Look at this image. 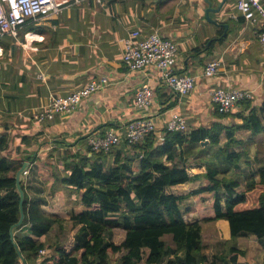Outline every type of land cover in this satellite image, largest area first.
<instances>
[{
    "label": "crops",
    "instance_id": "0c3cea01",
    "mask_svg": "<svg viewBox=\"0 0 264 264\" xmlns=\"http://www.w3.org/2000/svg\"><path fill=\"white\" fill-rule=\"evenodd\" d=\"M111 1H114L113 8L109 6ZM111 1L86 3L101 5L102 10L107 11L98 13L96 18L85 17L83 12L77 15L79 11L76 10L83 4L67 8L57 16L30 19L17 37L10 34L0 37V135L8 136V147L0 151V157L29 162L25 184L32 190L31 194L40 197L43 211L62 218L63 221L54 226L59 230H66L71 222L68 219L86 209L81 193L72 190L60 178L68 173L66 162L69 161H63L64 156H92L89 137L103 135L111 128L123 131L129 121L143 115L155 120L157 130L153 134L162 142L166 121L174 112L183 114L190 128H210L214 122L242 124L243 119L236 115L241 112V102L228 115L219 117L211 99V92L217 87L252 90L251 102L255 108L264 102V47L258 38L259 31L264 32V19L259 17L254 23L246 21L237 10V0L225 3L228 13L223 20L229 25L227 38L217 41L211 51L200 55L193 54L192 49L207 42L204 33L216 38L224 28L206 19V0ZM221 1L215 0L216 5ZM126 5L128 8L123 14L115 12ZM116 16L118 18L113 19ZM213 18L220 19L219 15ZM198 28L203 31L202 39L193 35ZM134 29L143 33L158 31L178 42L179 71L196 77L195 88L188 96L175 94L156 66L142 71H131L125 66L120 39ZM210 60L220 62L219 68L213 77H206L203 70ZM102 77L108 79L107 83L85 98L72 113L58 115L44 123L34 119L33 113L51 95H66ZM145 81L154 89V101L149 108L139 110L135 106V93ZM235 136L244 141L236 150H246V159L256 167L261 166L264 163V132L252 136L249 130L242 129ZM222 141H226L225 135ZM216 149L207 148L202 155L191 158L188 173H205V162ZM29 155L32 161L27 159ZM44 167L55 171L53 179L51 175L46 178L39 175V169L42 172ZM33 177L40 191L33 187ZM203 185H206L205 179L168 187L166 191L186 195ZM183 208L188 222L200 221L210 259L221 253L231 231L227 219H206L215 216L214 195L209 192L190 195ZM241 237H247L252 244L244 245L239 241ZM252 237V234L239 235L238 247L244 254L239 256L238 264H263L264 238L262 241L256 238L257 244H253ZM165 238L172 239L169 235ZM44 250L45 254L35 264H48L45 260L50 253ZM148 253L149 249L145 248L143 259L137 264H148ZM122 254H110V264L120 262ZM160 264L167 262L164 259Z\"/></svg>",
    "mask_w": 264,
    "mask_h": 264
},
{
    "label": "trees",
    "instance_id": "16d2710c",
    "mask_svg": "<svg viewBox=\"0 0 264 264\" xmlns=\"http://www.w3.org/2000/svg\"><path fill=\"white\" fill-rule=\"evenodd\" d=\"M113 3H109L111 8ZM223 31L209 46L206 42L193 48V54L211 51L217 41L227 38V34L219 38ZM240 105L241 112L236 115L243 122L239 125L214 122L210 128H190L187 133L166 131L162 142L151 133L141 143L128 145L124 141L119 144L121 149L115 150L118 145L109 153L64 156L63 161H69L68 173L60 179L81 193L86 206L70 217L74 234L67 245L47 241L55 224L63 220L43 211L40 197L31 194L24 179L25 218L11 236L10 229L21 215L16 173L24 160L0 157V264H35L42 249L49 250L48 264H110V254L116 253H123L116 264H137L145 248L149 249L148 264H160L164 259L167 264H238L244 254L238 247L239 235L264 238V163L256 167L246 159V150H236L244 141L235 136L242 129L252 136L264 132V102L259 108L253 107L251 100ZM226 115L219 113V117ZM223 135L226 141H222ZM206 140L208 145L202 147ZM7 147L8 136L1 134L0 151ZM214 147L213 156L205 162L206 172L190 175L187 166L191 158ZM243 158L247 169L241 165ZM27 159L33 160L31 155ZM202 179L206 185L189 194L166 191ZM205 192L214 195L215 208V216L206 219H227L231 231L224 250L211 259L200 221L188 222L183 208L190 195ZM119 229L124 235L121 241L116 240ZM167 235L172 239L167 240Z\"/></svg>",
    "mask_w": 264,
    "mask_h": 264
},
{
    "label": "built area",
    "instance_id": "2783aa9c",
    "mask_svg": "<svg viewBox=\"0 0 264 264\" xmlns=\"http://www.w3.org/2000/svg\"><path fill=\"white\" fill-rule=\"evenodd\" d=\"M105 1L107 0H0V37L7 34L17 37L30 19L57 16L73 6L86 3L103 4ZM237 10L248 22L254 23L259 17L264 19L263 0H237ZM234 17H238V14ZM258 38L264 47L263 31H259ZM120 42L123 48L122 61L129 70L142 71L148 66H156L162 71L167 86L179 96H188L195 88L196 77L178 69L179 44L173 38L158 31L143 33L140 29H134L121 38ZM219 63L216 60L207 62L203 74L213 77L217 73ZM107 81V78L102 77L99 81H91L66 95H51L47 102L33 113L34 119L38 123H44L58 115L72 113L85 98ZM154 95L153 87L145 81L135 93L136 108H149L153 104ZM252 97L253 91L243 87H217L211 92L212 102L221 114L231 112L238 103L251 100ZM189 129L187 119L179 112L172 113L165 124L166 131L187 133ZM156 130L155 120L151 116L142 115L129 121L123 131L108 129L103 135L89 137L88 143L92 152L109 153L124 141H127L128 145L141 143ZM44 254L45 250H40L39 259Z\"/></svg>",
    "mask_w": 264,
    "mask_h": 264
},
{
    "label": "rangeland",
    "instance_id": "374dc122",
    "mask_svg": "<svg viewBox=\"0 0 264 264\" xmlns=\"http://www.w3.org/2000/svg\"><path fill=\"white\" fill-rule=\"evenodd\" d=\"M91 7V8H89ZM128 8V5H126L125 7H118V9L115 10V12L117 14H123L125 12V9ZM76 11H79V13L77 15H80V12H83V16L85 17H95L96 16H99L98 13H107V11H103L102 10V6L101 5H96V6H89L88 4H84L82 6V8L77 9ZM74 14H75V11H74ZM213 16V15H211ZM118 17L116 16L115 18L113 19H117ZM202 32L201 29H196V32H193V35L197 36L198 38L202 39ZM182 33V31H181ZM204 37L205 39H207V44H209L210 41H212V37L215 38V36L211 35L210 33H204ZM203 37V38H204ZM202 44V42H201ZM241 165L244 167V168H248V165L247 163H245V158L242 159L241 161ZM39 175H42V177L46 178L47 176H50L51 175V179H53V176H54V171L49 169L48 167H44V169L42 170V172L40 171L39 169ZM35 177H33V187L35 188V190L37 191H40V185L39 183H36V181L34 180ZM68 221H70V219H68ZM72 221L69 222V224L67 225L66 227V230L65 229H62L63 232H61L62 230H59V229H53L46 237L47 241L50 243V244H55L56 242L60 243V244H63V245H67L68 241L70 240L71 236L74 234L73 230H72ZM123 235V231L122 230H117V235H116V240L117 241H120L121 237ZM244 236V235H242ZM256 236L253 235L252 237V241H253V244L256 243L257 244V241H256ZM259 241H262L263 239L261 238H257ZM171 241V240H169ZM240 242H243L244 245L245 244H252V242L250 240H248L247 237L243 238L241 237L239 239ZM39 260V259H38ZM264 264V262H263Z\"/></svg>",
    "mask_w": 264,
    "mask_h": 264
},
{
    "label": "water",
    "instance_id": "95a60500",
    "mask_svg": "<svg viewBox=\"0 0 264 264\" xmlns=\"http://www.w3.org/2000/svg\"><path fill=\"white\" fill-rule=\"evenodd\" d=\"M227 0H222L218 5H216L215 0H206L207 2V7L204 9V15L206 17L207 20H209L210 22H213L215 24H219V25H223L225 30L223 32V34L220 36V38H223L226 35L227 29H228V24L223 20L224 19V15L226 13H228V11L225 9V3ZM211 15H219V18H213V16ZM211 44V41L209 42L208 45ZM209 141L206 140L202 143V145L207 144ZM29 170V162H24L22 164V166L20 167V169L17 171L16 173V183L18 186V189L20 191V219L19 221L14 224L11 229H10V234L13 237L14 236V229L19 226L20 224H22L24 218H25V212H24V207H23V202H24V197H25V193L24 190L21 186V182L24 179L25 174L28 172ZM19 254L21 255L20 250L18 251ZM22 260L24 261V258H22Z\"/></svg>",
    "mask_w": 264,
    "mask_h": 264
},
{
    "label": "clouds",
    "instance_id": "9594fccd",
    "mask_svg": "<svg viewBox=\"0 0 264 264\" xmlns=\"http://www.w3.org/2000/svg\"><path fill=\"white\" fill-rule=\"evenodd\" d=\"M234 14H235V13H234ZM234 14H232V16H233Z\"/></svg>",
    "mask_w": 264,
    "mask_h": 264
},
{
    "label": "bare ground",
    "instance_id": "6f19581e",
    "mask_svg": "<svg viewBox=\"0 0 264 264\" xmlns=\"http://www.w3.org/2000/svg\"><path fill=\"white\" fill-rule=\"evenodd\" d=\"M29 81V80H28ZM29 83V82H28Z\"/></svg>",
    "mask_w": 264,
    "mask_h": 264
},
{
    "label": "flooded vegetation",
    "instance_id": "af4514ba",
    "mask_svg": "<svg viewBox=\"0 0 264 264\" xmlns=\"http://www.w3.org/2000/svg\"><path fill=\"white\" fill-rule=\"evenodd\" d=\"M218 5V4H217Z\"/></svg>",
    "mask_w": 264,
    "mask_h": 264
}]
</instances>
